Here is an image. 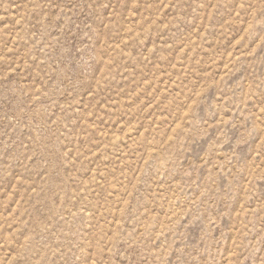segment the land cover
I'll use <instances>...</instances> for the list:
<instances>
[{"label":"rangeland","instance_id":"1","mask_svg":"<svg viewBox=\"0 0 264 264\" xmlns=\"http://www.w3.org/2000/svg\"><path fill=\"white\" fill-rule=\"evenodd\" d=\"M0 264H264V0H0Z\"/></svg>","mask_w":264,"mask_h":264}]
</instances>
